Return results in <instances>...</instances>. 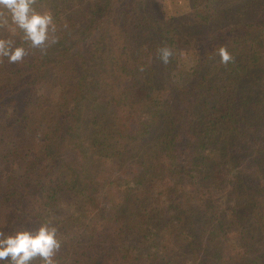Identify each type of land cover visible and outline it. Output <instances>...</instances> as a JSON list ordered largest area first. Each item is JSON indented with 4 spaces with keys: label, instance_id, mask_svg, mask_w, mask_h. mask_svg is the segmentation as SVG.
Returning a JSON list of instances; mask_svg holds the SVG:
<instances>
[{
    "label": "trees",
    "instance_id": "1",
    "mask_svg": "<svg viewBox=\"0 0 264 264\" xmlns=\"http://www.w3.org/2000/svg\"><path fill=\"white\" fill-rule=\"evenodd\" d=\"M188 3L33 0L37 47L0 11L26 49L0 55V238L54 225V264H264V0Z\"/></svg>",
    "mask_w": 264,
    "mask_h": 264
},
{
    "label": "clouds",
    "instance_id": "2",
    "mask_svg": "<svg viewBox=\"0 0 264 264\" xmlns=\"http://www.w3.org/2000/svg\"><path fill=\"white\" fill-rule=\"evenodd\" d=\"M0 11L10 17L12 25L22 30L24 38L33 47L48 41L53 17L50 12H38L33 7V0H0ZM219 54L224 63L231 59L224 48L219 50ZM0 55L8 57L10 62H17L26 55V49L15 46L11 40L0 39ZM169 55L165 49V62ZM59 247L57 228L45 223L36 232L22 230L0 238V264L6 261L8 264H31L35 257H40L43 264H54L52 257Z\"/></svg>",
    "mask_w": 264,
    "mask_h": 264
},
{
    "label": "rangeland",
    "instance_id": "3",
    "mask_svg": "<svg viewBox=\"0 0 264 264\" xmlns=\"http://www.w3.org/2000/svg\"><path fill=\"white\" fill-rule=\"evenodd\" d=\"M162 5L167 16H180L189 11L188 0H158ZM194 61L191 59L184 60L178 69L173 72V80L178 87H183L188 84L191 79L192 67ZM159 135V134H157ZM197 227L202 231L207 222V218L203 212L197 214ZM171 264H188L186 260L180 257L177 250L174 248L169 249L166 254Z\"/></svg>",
    "mask_w": 264,
    "mask_h": 264
}]
</instances>
